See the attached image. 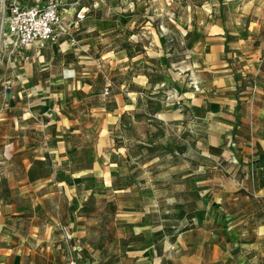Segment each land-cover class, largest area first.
<instances>
[{
	"label": "rangeland",
	"instance_id": "obj_1",
	"mask_svg": "<svg viewBox=\"0 0 264 264\" xmlns=\"http://www.w3.org/2000/svg\"><path fill=\"white\" fill-rule=\"evenodd\" d=\"M47 1L19 0L29 7ZM60 2L63 26L76 13L85 17L54 44L29 51L33 59L45 57L31 66L19 56L14 65L7 62L1 38L8 4L0 0V140L20 135L18 153L0 167L7 168L6 188L19 193L44 227L56 229L65 252L55 264L74 255L73 246L82 249V264H154L150 249L157 242L132 235L133 227L160 229L161 244H175L180 233L191 231L188 245L199 248L191 253L205 264H264V203L253 197L249 163L243 161L246 151L264 153V0ZM225 60L235 76L236 99L246 110L240 130L227 135L220 133L223 127L209 125L206 110L181 99L189 90L211 89L209 83L220 75L212 71ZM40 66L73 68L87 82L86 95L60 93L51 99L66 119L64 127L43 126L31 115L32 104L44 98L28 92L43 83L37 82ZM146 80L150 93L135 105L118 93L124 82L142 88ZM162 113L172 117L163 119ZM51 130L48 140H40ZM74 131L81 140L71 141ZM75 145L102 153L99 176L77 175L79 160L66 154ZM43 149L44 159L34 161ZM256 172L263 182L264 171ZM37 180L47 182L40 187ZM57 213L71 228L77 217L86 218L77 238L64 237ZM120 227L124 238L117 235ZM176 250L168 247L162 262L191 254Z\"/></svg>",
	"mask_w": 264,
	"mask_h": 264
},
{
	"label": "crops",
	"instance_id": "obj_2",
	"mask_svg": "<svg viewBox=\"0 0 264 264\" xmlns=\"http://www.w3.org/2000/svg\"><path fill=\"white\" fill-rule=\"evenodd\" d=\"M64 11V9H63ZM221 34V33H220ZM219 35V33H216ZM222 48L225 50V39L223 37H219ZM49 46V45H48ZM46 46V47H48ZM35 51V50H30ZM29 53V52H28ZM29 56V61H32L31 66L35 63H41L44 61L45 57L43 55H37V59H33L32 56ZM223 58L224 55H222ZM202 59V57L200 58ZM117 64V63H116ZM30 65V64H28ZM41 67V66H40ZM220 70L212 71L214 74H220L212 79L209 83L211 89H201L198 92L189 90L183 94L181 98L182 101L185 100L190 103V106L202 108L206 110V121L212 125L213 127L216 125L221 129L223 127V131H220L223 135H227L228 133H233L236 130H240L241 124L246 120V110L241 107L239 101L236 99L237 91H236V80L233 73V69L230 66L228 61H224L220 66H217ZM35 67L28 69L33 71ZM41 76H38L39 79L43 82L39 85H34L28 89V92L34 91L37 94L43 95L44 98L42 101H38L37 103L32 104V112L31 115L37 117V122H41L43 126H50L54 122L57 125L66 126V119L63 115L60 114L59 106L57 103L52 102L51 99L55 97H61L60 93H73L81 95L87 94L88 85L86 81L81 80L78 77V73L73 68H62L53 70V67L46 68L41 67L38 69ZM210 71V70H205ZM144 78V77H143ZM33 79V78H32ZM121 85L119 89L120 96L125 98L126 102L129 105H135L142 96L147 97V94L150 93V86H147L145 89V84H147V80L143 82L142 88L140 86H133L132 82L129 84ZM126 89L123 91L122 89ZM145 89V90H144ZM58 92V93H56ZM69 95V94H68ZM57 101V100H55ZM185 102H183L184 104ZM38 105V107H34V105ZM179 104H176L177 107ZM187 106V104H185ZM169 112V110H167ZM171 111H175V109H171ZM172 113V112H171ZM172 117L169 114L163 115L160 114V117L165 119V117ZM58 118V119H57ZM173 119V118H172ZM60 121V122H57ZM235 128V129H234ZM53 134L52 130L45 134L40 140H45ZM71 141L81 140L83 135L80 133H76L75 131L71 133ZM231 136V135H230ZM20 135H16L14 137H10L9 140H0V165L5 164L14 159L17 152V144ZM212 147H215V144H211ZM35 148V147H33ZM40 148V147H39ZM40 150V149H39ZM47 150V149H46ZM46 150L43 149L41 157L34 156V161H40L44 159V155ZM39 153V152H38ZM243 153V152H242ZM256 153L252 151L245 152V158H243L246 163L247 173L246 179H249L252 182L251 192L253 193V197L258 198L261 202L264 203V181L259 183L257 180V170L264 171V153L262 154H253ZM67 155H71V157L79 160V169L76 170L80 176L84 173H92L95 176H99L102 172L105 164H102L98 160L100 151L96 148L91 147H79L75 145L70 152H66ZM99 154V155H98ZM250 156V157H249ZM242 166L241 162H238V167ZM258 167V168H257ZM17 171H21L22 166L16 167ZM25 169V168H24ZM29 169V167L27 168ZM27 169L26 172L28 171ZM7 171L6 167H0V264H39V262L45 261L46 264H55L57 260L56 256L60 253L65 252V246L62 247L59 242L55 239V228L44 227V222L42 219L36 216L34 212L28 211L26 205L21 202L20 195L16 191L11 188H6V176L3 175ZM254 175L256 176L254 182ZM250 173V175H249ZM38 186L45 185L47 181H43L40 183V180L35 181ZM34 182V183H35ZM62 183L57 184V187H60ZM2 185V187H1ZM14 192V193H13ZM60 194V192L55 193ZM46 195H42L40 199H45ZM58 202L61 200V197L56 198ZM37 200V199H36ZM32 205V204H31ZM57 220L62 224L60 228L64 237L68 238H77L79 235L74 234L77 232H81L84 229V224L86 218L83 216H79L75 219L76 222V230L75 228H71V226L67 223V217L64 214L57 213L55 214ZM73 223V222H72ZM46 226V225H45ZM64 228V229H63ZM71 229V230H69ZM117 235H123L124 238L126 236V231L124 228L120 227L116 229ZM54 233V234H53ZM163 232L158 229L156 231L146 228V227H133L132 235L134 236H142L145 237L148 235L153 238V241H156L157 244L153 245L150 249L156 258L154 264H205L199 255L191 253L196 252L195 250L199 249L196 245L189 246L188 244H192L191 231H184L180 233L176 238L177 242L170 243L169 241H164L162 244L160 241L162 238ZM47 244V245H43ZM170 251L172 249H178L176 251L186 252L189 251L190 255H182L178 259H173L170 261L162 262L163 254L165 250ZM76 246L71 247V250H74ZM81 249V248H79ZM136 249H130L127 252L135 251ZM43 251H46V256H44ZM82 251V249H81ZM219 249H214L212 252L219 253ZM55 252V256L51 257L50 255ZM70 253V250H69ZM177 253V252H176ZM57 254V255H56ZM70 255H68L67 259ZM63 257H60L62 259ZM66 259V261H67ZM62 261V260H61ZM66 264V262L64 263Z\"/></svg>",
	"mask_w": 264,
	"mask_h": 264
},
{
	"label": "built area",
	"instance_id": "obj_3",
	"mask_svg": "<svg viewBox=\"0 0 264 264\" xmlns=\"http://www.w3.org/2000/svg\"><path fill=\"white\" fill-rule=\"evenodd\" d=\"M8 4L7 17L3 22L5 33L1 38L4 49L8 50L7 62L14 65L19 56L29 62L28 52L40 50L54 44L61 33L66 34L71 27L77 29L85 14L76 13L75 18L68 20L63 26V5L60 0H48L41 6L29 7L22 5L19 0H4ZM64 28L63 32L60 29ZM107 92V89H105ZM66 264H82L79 257L81 249L72 250Z\"/></svg>",
	"mask_w": 264,
	"mask_h": 264
},
{
	"label": "trees",
	"instance_id": "obj_4",
	"mask_svg": "<svg viewBox=\"0 0 264 264\" xmlns=\"http://www.w3.org/2000/svg\"><path fill=\"white\" fill-rule=\"evenodd\" d=\"M227 49V40H225V50ZM235 129V128H234Z\"/></svg>",
	"mask_w": 264,
	"mask_h": 264
}]
</instances>
